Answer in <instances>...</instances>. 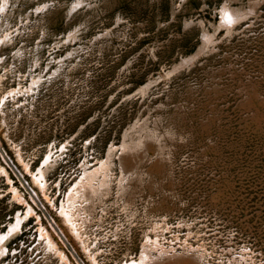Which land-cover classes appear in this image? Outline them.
Returning <instances> with one entry per match:
<instances>
[{
    "label": "rangeland",
    "instance_id": "1",
    "mask_svg": "<svg viewBox=\"0 0 264 264\" xmlns=\"http://www.w3.org/2000/svg\"><path fill=\"white\" fill-rule=\"evenodd\" d=\"M2 234L0 264H264V0H0Z\"/></svg>",
    "mask_w": 264,
    "mask_h": 264
},
{
    "label": "bare ground",
    "instance_id": "2",
    "mask_svg": "<svg viewBox=\"0 0 264 264\" xmlns=\"http://www.w3.org/2000/svg\"><path fill=\"white\" fill-rule=\"evenodd\" d=\"M228 10L229 9H226V10H224V13H226V12H228ZM227 14V13H226ZM200 51V50H199ZM198 51V52H199ZM197 52V53H198ZM196 56H197V54H194V55H192L191 57H189L187 60H191V59H195L196 58ZM14 188V187H13ZM14 190V189H13ZM7 235L8 234H2V235H0V243H2L3 241H4V239L7 237ZM2 245V244H1ZM146 260V257L145 256H143V260L141 259V262L140 261H138V262H135L134 264H149L150 262H148V260L147 261H145ZM179 260V259H178ZM151 261V260H150ZM153 262H154V260H153ZM162 263V262H161Z\"/></svg>",
    "mask_w": 264,
    "mask_h": 264
},
{
    "label": "built area",
    "instance_id": "3",
    "mask_svg": "<svg viewBox=\"0 0 264 264\" xmlns=\"http://www.w3.org/2000/svg\"><path fill=\"white\" fill-rule=\"evenodd\" d=\"M2 159V158H1ZM2 161L7 164L8 163V159L6 157H4V159H2Z\"/></svg>",
    "mask_w": 264,
    "mask_h": 264
}]
</instances>
